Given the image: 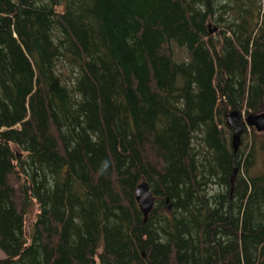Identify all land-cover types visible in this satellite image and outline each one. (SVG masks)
<instances>
[{
  "label": "trees",
  "instance_id": "16d2710c",
  "mask_svg": "<svg viewBox=\"0 0 264 264\" xmlns=\"http://www.w3.org/2000/svg\"><path fill=\"white\" fill-rule=\"evenodd\" d=\"M263 110L264 0H0V264H264Z\"/></svg>",
  "mask_w": 264,
  "mask_h": 264
},
{
  "label": "water",
  "instance_id": "95a60500",
  "mask_svg": "<svg viewBox=\"0 0 264 264\" xmlns=\"http://www.w3.org/2000/svg\"><path fill=\"white\" fill-rule=\"evenodd\" d=\"M226 125L231 130V148L235 153L241 143V136L244 132V125L252 127L256 132L264 134V110L259 113L240 114L237 111L230 113L226 119ZM236 175V169L231 174V182ZM135 199L138 208L143 213L144 221L147 220L148 214L151 211L155 196L150 190L147 181L142 180L138 183L135 189Z\"/></svg>",
  "mask_w": 264,
  "mask_h": 264
},
{
  "label": "rangeland",
  "instance_id": "374dc122",
  "mask_svg": "<svg viewBox=\"0 0 264 264\" xmlns=\"http://www.w3.org/2000/svg\"><path fill=\"white\" fill-rule=\"evenodd\" d=\"M178 48L179 47H175L174 49L176 59H187L186 52L183 49ZM245 128L246 129L242 134L245 140L241 141L239 148H242L245 142L248 144V148H251L254 145V147L257 149V154L255 164L252 168V172L256 174L264 173V134L262 133L263 135H256L254 134V132L256 131L252 127L245 126ZM228 130L231 132L229 128ZM36 212L37 208L34 206L33 209L26 216V229L29 231L32 230V222L35 219ZM3 256L4 254L0 250V258H2Z\"/></svg>",
  "mask_w": 264,
  "mask_h": 264
}]
</instances>
